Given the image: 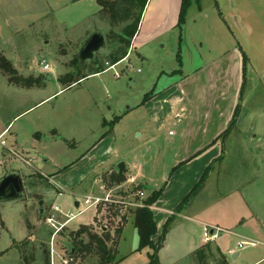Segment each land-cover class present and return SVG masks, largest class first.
I'll return each instance as SVG.
<instances>
[{
  "label": "rangeland",
  "instance_id": "obj_1",
  "mask_svg": "<svg viewBox=\"0 0 264 264\" xmlns=\"http://www.w3.org/2000/svg\"><path fill=\"white\" fill-rule=\"evenodd\" d=\"M200 4V10L196 6L189 9L181 42L177 28L153 35L136 49L133 37L127 59L106 70V58L115 42L107 39L111 29L108 15L99 13L96 0H0V54L19 75L39 82L29 90L15 88L0 68V113L10 120L50 96L11 124V131H17L26 142L23 146L37 157L33 162L37 169L27 168L24 163L31 161L16 157L12 151H5V160L2 152L9 147L10 133L2 138L5 146L0 144V176L10 170L21 171L26 192L21 199L0 202V264H46L50 244L56 253L65 252L70 237L82 226L97 234L102 228L109 231L112 241L108 245L117 249L114 264L148 263L149 249L137 250L138 234L128 208L146 200L153 192L149 190L164 187L162 176L171 175L182 163L171 169L177 145H172L167 133L150 139L152 124L141 102L153 87L155 94L165 92L178 78L179 73L171 74L173 70L192 73L217 57L226 45L221 33L231 42H239L248 57L245 82L235 119L227 134L217 140L219 156L225 158L222 162L223 156L217 159L220 162L215 163L213 174L205 178V187L192 197L186 210L188 216L211 224L208 227L216 232L215 242L209 241L201 252L176 257L174 249L178 251L187 243L185 233L199 239L206 229L198 231L188 217H183L167 232L170 238L162 254L165 262L175 261L173 264H264V0H201ZM124 24L113 27L114 31H120ZM97 28L104 34L105 46L75 75L77 51ZM179 46L182 66L176 58ZM42 60L49 63L50 72L41 70ZM99 63L103 72L89 75L94 74L91 72ZM67 73L83 79L62 83L59 78ZM117 116L110 129L108 122ZM34 130L39 132L38 137H34ZM109 130L107 136L116 145L118 156L108 159L102 171L89 173L84 183L89 184L86 195L65 191L56 197L51 174L58 172L64 180L61 177L52 180L66 183L69 165ZM100 157L97 150L92 158L95 162ZM121 161L126 164V172L117 182L113 177L118 174L117 164ZM55 165L57 168L53 169ZM79 170L78 173L82 172L83 166ZM96 173L99 179L95 181ZM143 175L157 180V185L147 179L143 181ZM140 182L147 190L144 188L142 196L132 194V187ZM86 197L100 200L87 207ZM75 201L79 202L78 208ZM55 205L64 213L82 211L65 223L66 217L54 211ZM115 211L117 216L113 214ZM125 213L127 220L116 239L114 229ZM50 217L52 221L48 222ZM242 241L257 244L239 247ZM230 250L236 251L238 257H233ZM97 260L98 255L91 251L77 256L73 264H96Z\"/></svg>",
  "mask_w": 264,
  "mask_h": 264
},
{
  "label": "crops",
  "instance_id": "obj_2",
  "mask_svg": "<svg viewBox=\"0 0 264 264\" xmlns=\"http://www.w3.org/2000/svg\"><path fill=\"white\" fill-rule=\"evenodd\" d=\"M180 4L181 0H147L137 33L133 38V48L136 49L137 45L149 42L155 34L165 33L173 28H177L176 24L178 21ZM193 6H196L198 10L201 9V4L198 6L197 4L195 5V3H192L188 8V11L190 8H193ZM181 32L182 29L179 31L180 42ZM221 34L226 45L217 57H214L204 65L195 68L192 73L184 74L181 70L178 78L174 79V81L168 85L165 92H158L141 105L146 109L148 120L152 124V129L150 131L148 129V131L152 133V135L149 136L150 139L156 140L167 133L169 141L173 143L172 145H175V147L177 145L171 162L172 166L175 167L177 164L182 163V165H180L171 175L162 176L161 181H165L164 187L160 196L151 206L157 226V233H160L164 222L173 213L176 205L180 202L184 194L188 192L191 186L200 178L203 170L209 164H211V168L208 172L207 179L209 174H213V171L216 168L215 163L217 161L220 162V160H217L220 153L219 143L217 140L219 139L221 133L228 127L236 106H239L240 104L239 101L241 99V92L246 75H243V53L245 52L239 42H231L229 38L224 35V33ZM98 73L89 75L96 76ZM8 83L21 90H29L30 88H33V86L22 87L9 81ZM49 97L50 96L46 97L42 101L48 99ZM38 103L28 106L10 120L8 118L6 119L0 113V140L10 133L9 147H6L3 150V157L6 160L7 155L5 151H12L16 157L20 156L23 159L27 158L30 160V164H26L23 161L21 162H23L27 168L33 167L32 169H37L33 165V162L37 161V157L23 146L26 145V142L19 137V133L17 131H11V124L12 120L29 111ZM147 128L148 127L144 129L147 130ZM36 134H39V132L34 130V137ZM175 136L177 137L173 139ZM5 144L6 142H4L3 146H5ZM30 145L34 147V143H30ZM206 146L208 148L203 150V147ZM97 150L98 153L101 154V157L94 162V158L92 157ZM117 156L118 150L112 139H110V135L109 137L107 135L103 137L100 136L92 144L89 150L69 165L70 168L68 170H70V176H67V179L65 178V180H67L66 183L62 182L64 177H61L62 175L58 176L56 174L58 172L54 170L55 172L51 174L50 177L51 185L56 191L55 196H60L65 191H69L73 195H86L89 191V184L86 185L84 183L85 180L88 179L87 177L89 176V173L94 170L96 171V169L102 171L105 169V167H103L104 163L108 159H113ZM224 158L225 156L223 155L221 162ZM80 166H83V170L78 173V171H80ZM124 166L126 172L125 162ZM56 168V165L53 166V169ZM186 171L188 173H186ZM19 172L21 174V171ZM27 172L26 174H28ZM58 177H61L63 180L61 181L60 178V182H54L52 180L57 179ZM93 177L95 181L99 179V177H97V173L94 174ZM141 178H143V181L147 179L155 186L158 183L154 178L146 177L145 175L141 176ZM138 185L141 186L140 190L143 191L144 188L147 190V188L140 182L132 187L131 190L133 193H135L136 190H139L137 189ZM101 187L100 190H102ZM204 187L205 186H203V188ZM159 188H161V186H156L154 189L149 191L158 190ZM78 190H80V192ZM222 197L223 196L221 195L218 200ZM77 203L79 205L78 201ZM191 203L183 213L176 215L175 219L171 223V226L180 219H183V217H188V221L193 223V227L195 229L200 232H202L205 228L206 229L203 232V236L199 239L190 237L186 233L184 234L187 243L184 244L178 251L174 249L175 256L178 257L180 255L179 258L191 255L199 249L201 250L203 247L209 246V241L215 240H208L205 238L207 229H212L208 227L211 224L208 223L207 220L198 219L194 216H188L189 214L187 215L186 210L190 208ZM77 206L75 205V207ZM171 226L168 231H170ZM168 233L165 236L163 246L158 252L160 264H173L175 262H165L163 259L162 251L166 247L165 243L168 242ZM217 251L219 252L218 247ZM230 252L233 257H238V253L236 251L230 250Z\"/></svg>",
  "mask_w": 264,
  "mask_h": 264
},
{
  "label": "trees",
  "instance_id": "obj_3",
  "mask_svg": "<svg viewBox=\"0 0 264 264\" xmlns=\"http://www.w3.org/2000/svg\"><path fill=\"white\" fill-rule=\"evenodd\" d=\"M99 6V13L103 14L104 16L108 15L109 25L111 27L109 33L107 34V39L111 42H115L114 49L108 54L106 58V62L108 63H115L123 59L126 54L128 47L131 43V39L137 33L139 23L141 20V16L147 0H96ZM201 0H181L178 21H177V28L179 31L182 29L183 24L186 20V15L188 8L192 3H196L200 6ZM125 23L120 31H114L113 27L118 24ZM78 58V57H77ZM177 62L181 66V53H180V46L177 51ZM248 57L245 53H243V75L245 74L246 65H247ZM0 68L8 75L9 82L22 86V87H31L34 85H39L38 79H34L32 77H24L18 74V72L13 68L10 61L6 59L3 55L0 54ZM81 67L78 63L76 64V74L78 75L77 71H80ZM101 64L95 65V70L91 73H98L103 71ZM181 70H175L172 72L180 73ZM74 73H67L66 75L59 78L62 83H69L72 84L77 80H80L83 76L74 78ZM244 77V76H243ZM155 95L154 87L146 92L143 96L141 104L149 100L151 97ZM239 106L237 105L235 108V112L233 117L228 125V127L221 133V137L225 136L229 131L234 119L235 115L238 112ZM118 120V116L108 122L110 125V129L112 128L113 124ZM105 123H103L104 125ZM111 130L105 131L102 133V137L109 134ZM39 134H36L38 137ZM223 155L217 157L220 159ZM179 166V165H177ZM173 167L172 170H175L176 167ZM211 168V164H209L201 174L199 180L196 184L191 188V190L180 200V202L176 205L173 210V213L167 218L164 222L160 233H157V226L154 220L153 212L151 209L152 204L157 200L160 196L163 187L159 188L158 190H154L149 197L141 202V205L136 206L135 208H128L132 213L133 221L135 228L138 234V247L137 250H141L143 248H148V263L147 264H160L158 252L163 246L165 236L171 226L172 221L175 219L177 213L188 206L192 197L201 189L203 186L204 180L208 175V172ZM113 179L117 182H120L123 177L122 174H115ZM142 191V190H140ZM131 193L133 191L131 190ZM112 207V206H111ZM109 207V208H111ZM117 216V211L113 213ZM127 220L126 213L120 216V223L116 225L114 229V236L117 235V238L120 235V232ZM88 238L87 242H85V237ZM112 241L111 234L106 229H101V233L97 234L93 231L92 228L88 226L80 227L76 233L70 237V243L73 247V257L74 259L77 256L82 255L83 253L93 251V254L98 255V260L96 264H114L117 261V249L116 246L111 247L108 245V241ZM197 252H201L199 249Z\"/></svg>",
  "mask_w": 264,
  "mask_h": 264
},
{
  "label": "water",
  "instance_id": "obj_4",
  "mask_svg": "<svg viewBox=\"0 0 264 264\" xmlns=\"http://www.w3.org/2000/svg\"><path fill=\"white\" fill-rule=\"evenodd\" d=\"M105 46V37L101 29L97 28L92 31L86 39L82 42L80 48L77 51V57L81 68L86 66L88 60H92L94 54L99 49ZM118 174L125 172L124 162L121 161L117 164ZM141 186L138 185L137 189L140 190ZM25 186L23 178L18 170L6 171L0 176V202L18 200L25 196ZM38 205H42V200L38 201ZM77 206V201L75 202ZM39 212L42 213V207L39 208ZM212 229H210V232ZM65 247L69 250L70 254H73V247L67 243ZM235 256V255H234Z\"/></svg>",
  "mask_w": 264,
  "mask_h": 264
},
{
  "label": "built area",
  "instance_id": "obj_5",
  "mask_svg": "<svg viewBox=\"0 0 264 264\" xmlns=\"http://www.w3.org/2000/svg\"><path fill=\"white\" fill-rule=\"evenodd\" d=\"M128 56V54H127ZM126 57H124L123 59H121L120 61L118 62H115V63H108L106 62L107 64V69H114L115 66L117 64H119L122 60H125ZM40 68L42 71H45V72H48L51 70V66L49 65V63L47 61H44L42 60L41 63H40ZM119 74L116 72L115 73V76H118ZM171 133V132H170ZM0 143L3 145L4 144V141L3 140H0ZM130 180H133V178H131ZM132 194H136V195H143V191H140V190H136L135 193H132ZM92 198L91 197H86L84 199V203L87 205V207L97 203L100 198L99 197H94L92 200L93 202H91ZM136 205V204H135ZM138 205H141V204H137ZM78 208V206H77ZM53 209L55 212L57 213H60L61 215L65 216L66 217V220H65V223L70 221L71 219H73L78 213H80L82 210H79L76 214H73L72 212H61L59 206L55 205L53 206ZM52 221V218L50 217L48 219V222H51ZM64 224H60L56 229L57 231L62 229L63 226L65 225ZM205 238L208 239V240H212V239H215L216 238V232L214 231V229H212V231L210 232V230H207L206 233H205ZM255 244H257V242H254V241H242L238 244L239 247H244V246H247V245H250V246H254ZM57 256V259H55V256ZM75 261L74 257L72 254H70L69 250L66 248V251L65 252H61V253H56L54 251V248H53V244L51 243L50 244V257L48 259V262L46 264H73Z\"/></svg>",
  "mask_w": 264,
  "mask_h": 264
}]
</instances>
